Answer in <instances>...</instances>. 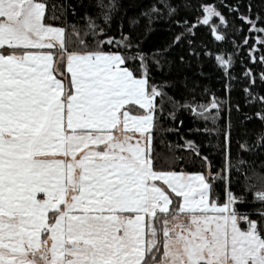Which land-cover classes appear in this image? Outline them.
Listing matches in <instances>:
<instances>
[{
	"label": "snow or ice",
	"instance_id": "1",
	"mask_svg": "<svg viewBox=\"0 0 264 264\" xmlns=\"http://www.w3.org/2000/svg\"><path fill=\"white\" fill-rule=\"evenodd\" d=\"M162 2L168 16L178 14L179 3ZM56 8L47 0H0V264H264V184H246L237 194L226 183L225 199L219 202L212 181L228 182L222 173L186 171L180 163L185 158L176 155L164 159L180 170L158 169L153 133L171 82L152 83L148 58L131 51L129 34L108 35L109 12L94 16L85 11L81 28L47 22L59 19ZM59 9L65 19L69 9L76 15L71 4ZM202 10L203 23L211 17L227 23L214 6ZM153 11L162 9L153 6L148 14ZM230 11L240 13L234 5ZM239 18L251 26L249 32L264 33L257 26L264 16L240 13ZM193 34L192 26H184L151 60L161 67L160 56L171 65L167 51ZM255 40L264 41V35ZM187 43L196 55L193 40ZM113 44L117 50H111ZM177 59L186 63L184 55ZM216 59L228 66L231 54ZM258 59L264 65V56ZM130 60L139 65L130 66ZM61 68L70 73V86ZM247 76L254 86L251 69ZM260 78L264 81V72ZM246 91L264 105V95ZM225 103L213 95L206 104L188 106L214 125L205 132L219 135L217 121ZM254 115L264 120V108ZM231 130L229 119L223 133L228 166L223 171L264 181V172L248 175L244 166L252 162L242 155L264 149V132L252 142L247 137L238 141L233 166ZM178 147L208 164L194 140L185 139ZM253 188L251 202L260 207L251 211L257 218L236 207L248 202L244 193Z\"/></svg>",
	"mask_w": 264,
	"mask_h": 264
},
{
	"label": "trees",
	"instance_id": "2",
	"mask_svg": "<svg viewBox=\"0 0 264 264\" xmlns=\"http://www.w3.org/2000/svg\"><path fill=\"white\" fill-rule=\"evenodd\" d=\"M47 2L50 6L53 4L57 6L56 15L59 17L47 22L57 25L75 23L83 28L86 24L83 19L85 11L94 16L101 12H109L111 25L108 35L119 37L122 31L129 34L134 45L131 51L143 52L148 58L152 83L159 84L165 80L171 82L165 87L168 96L163 98V111L157 113V130L153 133V154L156 156L155 164L158 169L167 170L169 167H175L176 170H180L176 163L164 159L176 155L185 158V161L180 163H183L186 171H200L206 175L212 172L222 173L223 176L228 177V182L222 178L212 181L213 192L219 202L225 199L226 183L237 194L244 192L246 184H254L257 188L264 184V181L255 178L246 181L244 176H238L235 171H223L228 166V158L223 147V133L229 119L232 123L230 152L233 166L239 151L238 141L247 137L248 141L252 142L257 134L264 132V120L254 115L260 112L264 105L259 100L252 101L246 91L249 89L253 95H264V81L260 78V73L264 72V65L258 59L264 56V41L255 40L257 35L264 33L255 30L249 32L251 26L239 18L240 13L251 15L253 19L256 18L257 13L264 16V0H170L172 3L180 4L178 14L174 16L167 15L162 0H47ZM69 4L76 8V15H73L69 9L65 19V15L60 13L59 6L64 5L67 8ZM109 4L113 5L111 9L98 6ZM249 4L252 5L251 13L248 12ZM209 5L222 13L227 23H222L218 17H211L207 24L203 23L206 13L202 9ZM233 5L239 7L240 13L230 11V6ZM153 6L162 11H153L149 15V10ZM177 19L182 20L184 24L178 26L174 22ZM96 22L103 24L100 18H97ZM184 26H192L194 34L185 36L178 45L167 51V57L173 61L171 65H165L163 59L157 56V59L161 60V67H157L151 56L157 49L168 46L177 33L184 31ZM257 26L264 27V19L258 20ZM246 36L248 40L244 43ZM69 38L75 39L72 36ZM87 38L90 39V36ZM189 39L193 40L196 55L189 52L187 43ZM104 48L108 50L109 46L104 45ZM249 48H254L255 51L250 52ZM111 50H117V46L113 44ZM229 54H231L230 65H220L216 57L222 55L227 59ZM179 55H184L186 63H181L177 59ZM253 55L257 57L256 60L251 58ZM128 63L133 67L139 65L138 60H130ZM225 67L227 71L224 70ZM249 69L255 77L254 86L253 81L247 76ZM61 72L65 73L63 78L66 85L70 86L66 68H61ZM213 95L226 101L222 106L221 118L217 121L219 135L216 132H205V128L210 129L214 125L211 122L205 123L188 106L194 101L206 104ZM169 96L173 99H169ZM246 98L249 101L247 104ZM156 102L161 104V99L158 97ZM228 104L231 108L227 106ZM242 113H247L251 119L244 120ZM242 120L243 124L240 123ZM185 139L194 140L200 146L201 155L207 156V165L199 157L178 147ZM242 155L252 162L250 167L244 166L249 176L252 175V171L264 172V149L255 155L250 156L248 152H243ZM254 190L253 188L245 192L248 202H237L236 207L241 212L249 210L252 218H257V213L251 211L260 207L258 203L251 202Z\"/></svg>",
	"mask_w": 264,
	"mask_h": 264
},
{
	"label": "crops",
	"instance_id": "3",
	"mask_svg": "<svg viewBox=\"0 0 264 264\" xmlns=\"http://www.w3.org/2000/svg\"><path fill=\"white\" fill-rule=\"evenodd\" d=\"M37 50H39V49H37ZM130 103H132V102H130ZM120 127H122V125ZM128 131L131 132V130H128ZM57 158H61V159H71V157H64L62 154H57ZM38 195H42V194H38Z\"/></svg>",
	"mask_w": 264,
	"mask_h": 264
},
{
	"label": "rangeland",
	"instance_id": "4",
	"mask_svg": "<svg viewBox=\"0 0 264 264\" xmlns=\"http://www.w3.org/2000/svg\"><path fill=\"white\" fill-rule=\"evenodd\" d=\"M68 75H69V78H70V73H68ZM129 134L131 135V134H133L132 132H129Z\"/></svg>",
	"mask_w": 264,
	"mask_h": 264
}]
</instances>
